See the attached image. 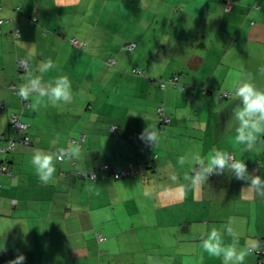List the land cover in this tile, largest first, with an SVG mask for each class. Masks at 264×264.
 <instances>
[{
	"label": "crops",
	"instance_id": "crops-1",
	"mask_svg": "<svg viewBox=\"0 0 264 264\" xmlns=\"http://www.w3.org/2000/svg\"><path fill=\"white\" fill-rule=\"evenodd\" d=\"M0 4V19L5 20L0 26V148L7 138L19 140L10 125L14 111L23 114L33 142L20 143L6 155L12 174L0 173V264L19 255L25 257L23 264H149V257L153 264H223L203 252L202 239L215 227L230 244L228 226L241 248L253 243L259 247L264 239V197L228 172L213 174L200 188L184 177L193 175L195 156L207 159L215 149L244 160L251 175L264 179V136L245 150L235 141L238 122L233 116L239 103L233 90L242 79L264 90V0H234L229 10L223 0H143L142 5L141 0H0ZM35 12L34 23L30 17ZM13 27L22 29L19 41L11 35ZM72 38L86 43V50L73 46ZM128 40L136 43L131 52L124 50ZM112 57L114 67L105 63ZM18 58L30 65L21 78ZM49 58L57 68L40 73L39 66ZM125 67L145 69V76L123 74ZM37 75L45 84L67 76L71 101L52 105L44 98L45 106L34 111L35 98L30 97L29 106L22 109L8 84L20 86ZM173 75L179 76L178 82L168 81L162 88L160 81ZM121 82L132 87L120 92ZM169 85L176 90L185 87L181 92L186 102L177 104L175 122L161 102L171 122L158 133L154 145L158 158L147 170L140 134L146 128L158 130L160 122L157 106L142 102L150 101L159 89L172 99ZM204 88L211 92L204 94ZM225 94L231 96L226 99ZM93 96L94 101L86 103ZM43 114L51 125H61L62 119L75 121L85 134L80 157L57 162L54 180L48 184L39 181L31 164L34 150L67 149L78 135L65 131L64 135L58 128L46 133L36 119ZM113 125L117 129L111 131ZM181 156L186 164L168 169ZM3 158L0 152V164ZM130 162L141 169V176L130 178L133 189L141 185L149 194L146 199L136 197L127 208L109 174L98 173L96 180L77 175L103 163L123 168ZM155 176L159 178L151 182ZM87 224L93 227L90 232ZM95 230L101 233L94 234ZM257 258L251 251L244 264H256Z\"/></svg>",
	"mask_w": 264,
	"mask_h": 264
},
{
	"label": "clouds",
	"instance_id": "clouds-1",
	"mask_svg": "<svg viewBox=\"0 0 264 264\" xmlns=\"http://www.w3.org/2000/svg\"><path fill=\"white\" fill-rule=\"evenodd\" d=\"M142 4L143 0H141ZM25 67L26 62L21 61V68ZM55 68H57V65L49 58L41 63L39 72L44 73ZM163 87H166V85H162ZM17 95L25 101L29 100L30 97H34V103H32L31 107L34 111H37L40 107L45 106L43 104L44 98L52 105L71 101L73 97L72 83L67 76H59L47 84L38 75L34 77L30 76L26 83L20 85ZM233 95L239 101L233 108V116L238 122L235 141L237 144L244 145L245 150H251L257 144L259 138L264 136V90L257 88L249 80L242 79L234 88ZM140 139L146 144L154 146L158 141V133L155 130L146 128L140 134ZM80 154L81 150L78 144H72L67 149H59L55 153H48L37 149L33 152L31 164L35 169L39 181L43 184H48L54 180L57 162H62L65 159H78ZM177 162L183 167L187 161L185 157L181 156ZM191 163L195 166L193 167V175H186L184 179L189 181L193 188L202 187L213 174L221 175L228 172L233 174L236 179L248 183V190L254 191L257 195L264 197V179L258 175H251L244 160H237L226 151L214 149L207 159L197 155ZM178 190L182 194L185 192L183 186ZM244 190L242 189V192ZM226 231L228 235L233 237L230 244L225 243L224 232L215 227L208 232L206 238L202 239L203 252L207 253L210 257L222 259L223 264H244L246 257L251 251L255 253L257 249L264 246L263 239L259 247L256 243H253L250 247L241 248L239 246V239L233 229L228 226ZM255 255L258 257L256 253ZM24 260L25 257L19 255L16 259L10 261L9 264H23ZM148 261L149 264H153L152 257H149Z\"/></svg>",
	"mask_w": 264,
	"mask_h": 264
},
{
	"label": "rangeland",
	"instance_id": "rangeland-1",
	"mask_svg": "<svg viewBox=\"0 0 264 264\" xmlns=\"http://www.w3.org/2000/svg\"><path fill=\"white\" fill-rule=\"evenodd\" d=\"M170 66L171 65L166 66L164 68V71L167 70V68ZM132 68L133 67L127 69L125 67V68H123L122 73L123 74L124 73L129 74V72H131ZM169 72H173V69L172 68L169 69ZM173 76H178V75H173ZM79 79L80 78H76V79L73 78V80H76V81H79ZM123 87H132V86L129 84H126L124 82H121V83H119V86H118V89L120 92L123 89ZM168 90L171 91L172 99H169L167 93H164L163 89H159V90H157V92L155 91V95L153 97H151V99L148 98V100H150V101H148V102L144 101L142 103L143 104H150V105L155 106V107L163 105L162 103H164L167 115H169L171 117V119L174 120L173 118H176V117L172 114H173V112H175V110L177 108V104H180V105L185 104L186 98L183 96V94L181 92V88H177V90H176V89H174V87H171L169 85ZM92 92H93V94H95L94 91H92ZM119 96H121V93H119ZM142 98L146 99L145 95H142ZM93 101H94V96L90 99H87L86 103H92ZM36 119H37V122L40 125H42L41 128L46 133L51 131V130L58 128V131L60 129L61 131H59V132H61V133L63 132L64 135H65V132H67V134H70L71 136L78 135V137L82 134L81 131H79L80 129L78 127H75V125H74L75 121L72 122L70 119H62L61 125H51L50 123H48V119L44 114L41 115L40 117L37 116ZM173 122H175V120ZM130 126L133 128H136L135 124H130ZM78 137H76V138H78ZM178 166H179L178 162H176L175 160H172L170 162V164L168 165V169H175ZM157 178H159V176L151 177L150 181L154 182L155 180H157ZM129 181H130L129 177L128 178L114 179V181H113L114 183L115 182L118 183V198L120 201L124 202V205L126 206V208L129 206L130 203L134 202V199L136 197H138L140 199H146L148 194H149V190L147 188H142L141 185H139L136 189H133L132 184ZM86 226H88L86 229L88 232L93 230V227L89 228V226H90L89 224H87ZM93 232H94V234L101 233L100 230H95Z\"/></svg>",
	"mask_w": 264,
	"mask_h": 264
},
{
	"label": "trees",
	"instance_id": "trees-1",
	"mask_svg": "<svg viewBox=\"0 0 264 264\" xmlns=\"http://www.w3.org/2000/svg\"><path fill=\"white\" fill-rule=\"evenodd\" d=\"M2 4H0V9H2ZM37 19H38V15L36 14V12L34 13V14H32V16L30 17V20L32 21V22H36L37 21ZM5 22V20L4 19H0V26L3 24ZM11 35H12V37H13V39L15 40V41H19L21 38H22V29L20 28V27H13L12 28V30H11ZM73 41H75L76 43H74ZM70 43L73 45V46H76V47H80L83 51H85L86 50V43H83V44H80L79 42H78V40L77 39H75V38H72V39H70ZM134 44V47L133 48H130V44ZM135 46H136V43L134 42V41H132V40H128V43H127V45L125 46V51H127V52H131L132 50H134V48H135ZM124 48V47H123ZM123 50V49H122ZM20 59H24V60H26L25 58H18L17 59V61H16V63H17V70H18V75H19V77L21 78L22 76H23V74L24 73H26V72H28L29 71V69H30V65H29V62H28V69L25 71V72H23V73H21L20 72V70H19V68H18V61L20 60ZM106 64H108L109 66H115L114 65V63H116V58L115 57H112V58H110V59H108L107 60V62H105ZM137 69V68H136ZM138 70H145V69H138ZM131 74H132V70H131V72H130ZM132 75H134V74H132ZM145 76V75H144ZM143 76V77H144ZM174 77V76H173ZM173 77H171L170 78V80H161L160 82L162 83L163 81H164V84L166 85V82H168V81H170V82H173L172 81V78ZM174 83V82H173ZM174 84H176V83H174ZM160 86L162 87V84H160ZM20 88V86L19 85H16V88ZM15 88V89H16ZM164 88V87H163ZM182 89H185V87H181ZM12 90V89H11ZM193 89L191 88V91H192ZM204 91V94H207V93H210L211 91L209 90V89H203ZM18 91H19V89L18 90H13V92L14 93H18ZM226 96H223V97H225L226 99L227 98H229L230 96H231V94H225ZM218 96H220L219 94H218ZM221 96V97H222ZM19 100H20V102H21V108L22 109H24V108H26V107H28V106H24L23 104L24 103H26L23 99H21L20 97H19ZM28 103V102H27ZM29 104V103H28ZM14 112H18V111H14ZM19 113H21L20 111H19ZM166 117H167V115H166ZM158 119H159V122H160V128L158 129V130H156L157 131V133H159V132H163V129L165 128V126L167 125L166 123H164L163 121H161L160 119H161V117L160 116H158ZM21 120L23 121V114L21 113ZM25 124H27L25 121H23ZM11 125V124H10ZM169 125V124H168ZM28 127H29V125L27 124V128L25 129V134L26 135H28V133H27V130H28ZM113 127H115L114 129H112ZM111 128V131H114V130H116L117 129V127L116 126H111L110 127ZM12 129V128H11ZM82 135H85V134H81L78 138H76V139H80L81 138V136ZM139 136V135H138ZM75 140V139H74ZM141 140V139H140ZM85 140H83V141H80L79 143H78V145H79V147L81 146V143H83ZM24 144L22 141H20V140H15V147L13 148V149H11V150H8L7 152H2L1 150H0V152L4 155V158H3V160H2V162H1V164H0V166L1 165H5L7 168H8V170H9V175H11L12 174V169H10V166H8V164H7V159H6V155H8L9 153H11V152H13L14 150H15V148H16V146L18 145V144ZM74 144H76V143H74ZM7 145H8V142H7V144L4 146V148H6L7 147ZM24 145H26V144H24ZM30 145H33V142L31 141V139H30V144H28V146H30ZM143 146L146 148V150L144 151V153L146 152L147 153V164L144 166L147 170H151V168H152V164H154L155 163V161L157 160V158H158V154H156L155 152H154V146H152V145H149V144H146L144 141H143ZM1 148H3V147H1ZM146 153H145V156H146ZM143 158H144V155H143ZM123 171H125L126 172V174L124 175V176H120L121 174H122V172ZM140 172H141V169H140V167H139V165H138V163H136V162H130L126 167H123V168H119L118 166H116V165H109V164H107V163H103V164H101L97 169H95L94 171H86V172H78L77 173V175L79 176V177H82V178H84V179H91V180H96L97 179V177H98V175L100 174V173H107V174H109L110 175V177L112 178V180H114V179H119V178H133V177H139L141 174H140ZM3 173H5V172H3ZM99 173V174H98ZM5 174H8V173H5ZM212 176V175H211ZM210 176V177H211ZM114 178V179H113Z\"/></svg>",
	"mask_w": 264,
	"mask_h": 264
},
{
	"label": "built area",
	"instance_id": "built-area-1",
	"mask_svg": "<svg viewBox=\"0 0 264 264\" xmlns=\"http://www.w3.org/2000/svg\"><path fill=\"white\" fill-rule=\"evenodd\" d=\"M226 8L229 10L233 3L234 0H224ZM257 8V7H256ZM1 24V23H0ZM74 43H76L75 41H73ZM134 44H130V48H133ZM21 61H25L26 62V67L25 68H21ZM18 68L20 70L21 73L25 72L28 69V62L24 59H20L18 61ZM132 74L134 75H139V76H144L145 74V70H138V69H132ZM179 80L178 76H174L172 78V81L174 83H177ZM10 84V83H9ZM9 88L12 90H18L19 88H16L15 84H10ZM162 85L164 84V81L161 83ZM16 88V89H15ZM226 96V95H224ZM25 101V100H24ZM26 103H24V106H29V104L27 103V101H25ZM156 113L158 116L161 117V121H163L164 123L168 124L170 122V118L166 117L165 113H164V106L160 105L156 108ZM10 124H11V128L13 130V132L17 135H19V140L22 141L24 144L28 145L30 144V137L28 135L25 134V129L27 128V124H25L22 120H21V113L19 112H12L11 116H10ZM115 127H113L112 129H114ZM85 140V135H82L80 139H75L74 143L78 144L80 141ZM8 145L6 148H0V150L2 152H7L8 150H11L15 147V140L12 138L8 139ZM10 173L8 168L5 165H1L0 166V173ZM126 174L125 171L122 172V174L120 176H124ZM98 240L102 241L104 240V238H102L101 236H98ZM255 253L258 255V260L256 264H264V246L260 249H257L255 251Z\"/></svg>",
	"mask_w": 264,
	"mask_h": 264
}]
</instances>
